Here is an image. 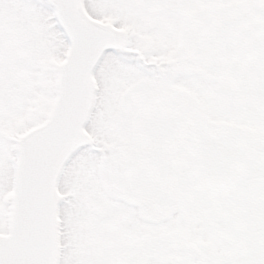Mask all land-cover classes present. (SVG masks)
I'll return each mask as SVG.
<instances>
[{
  "label": "snow or ice",
  "instance_id": "snow-or-ice-1",
  "mask_svg": "<svg viewBox=\"0 0 264 264\" xmlns=\"http://www.w3.org/2000/svg\"><path fill=\"white\" fill-rule=\"evenodd\" d=\"M0 264H264V0H0Z\"/></svg>",
  "mask_w": 264,
  "mask_h": 264
}]
</instances>
